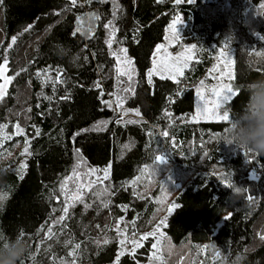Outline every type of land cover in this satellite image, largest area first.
<instances>
[{
    "label": "trees",
    "instance_id": "trees-1",
    "mask_svg": "<svg viewBox=\"0 0 264 264\" xmlns=\"http://www.w3.org/2000/svg\"><path fill=\"white\" fill-rule=\"evenodd\" d=\"M175 11L215 46L186 85L160 77L149 83L152 54ZM109 20L116 29L111 48L104 28ZM80 22L88 23L86 34L77 31ZM13 36L17 40L8 48ZM224 41L235 47L232 84L240 90L227 105L231 117L248 100L245 85L264 78V55H256L264 54V0H231L227 8L201 0H0V63L6 57L13 75L0 100V124H19L30 142L22 173L13 168L23 156L24 137L14 136L0 151V193L6 195L0 230L12 239L23 232L29 245L17 264H108L119 249L120 220L147 231L174 203L161 264H234L237 257L239 264H264V155L223 140L227 121L186 120L194 110L190 82L204 75ZM121 48L132 61L134 91H123L130 83L126 76L117 78L112 53L123 59ZM159 130L168 136L160 138ZM163 141L174 161H155ZM108 164V179L85 189L83 203L53 223L63 215L64 178L76 168L77 182L86 184L89 167ZM146 165L155 174L133 184ZM68 191L75 192L72 181ZM49 226L54 235L46 239ZM76 244L73 258L68 254ZM208 244V254H215L211 263L204 255ZM149 250L147 241L134 254H123L119 264L141 263Z\"/></svg>",
    "mask_w": 264,
    "mask_h": 264
},
{
    "label": "rangeland",
    "instance_id": "rangeland-1",
    "mask_svg": "<svg viewBox=\"0 0 264 264\" xmlns=\"http://www.w3.org/2000/svg\"><path fill=\"white\" fill-rule=\"evenodd\" d=\"M194 1L195 0H191V2H189V0H180V3H177V0H173V3L174 4H181L184 2L193 3ZM201 2H204V3L215 2V3L220 4L221 8H227L230 6L231 0H201ZM177 17L180 18L179 22L176 23L177 32H178V36H179L178 40L177 39H171V30L169 28V26L172 25L174 21H176ZM190 23L191 22H190L189 18L188 19L184 18L183 14L179 11H175L171 15V18L168 21V23L164 29L163 39L159 44H157V45H162L163 47L159 52H157V45H156L154 52L152 54V57H151V65H150L149 69L147 70L146 74L149 72L150 69L153 68V61L156 60L159 62L161 60V58L165 57V53H167L171 57H176L178 55L183 56V55H189L190 54V55H192L193 59L188 61V66L183 69L184 74L182 76H178L174 79H171L180 85H182V84L186 85L189 82V79L192 78L193 68L197 67L198 64L201 63L204 56L208 57L207 54L210 53L211 46H213V45L215 46L214 41H212V45L210 46L209 43L206 42L207 39L204 35L202 38H199V36L195 35L193 33V31L191 30V24ZM78 24H79V29L80 30L82 29L83 32L86 34L88 32V29H89L88 23L82 24L80 22ZM232 31H234V30L232 29ZM235 32L236 31H234V33ZM215 36L216 35H214L213 38ZM234 49H235V47H233V45L230 44V41H226V42L224 41V43H222L221 45H219V47H217L216 57L211 62V64L205 68L204 75H202L198 79L190 82V84L194 88V110L192 113L189 114V116L186 118V120L218 121V120L213 119V118H200V119L194 120L193 117L197 115V106L198 105H204L205 103H207V106L211 107V101L215 99V97L210 92V90L213 87H218L221 83H229L230 82L226 76L224 77L223 80H221L220 79V73H221V71H223L225 73L231 72L234 75V73H235V70H234ZM188 50H191V51H188ZM221 52H224L226 54L227 61H230V63L226 64L224 57H222L220 55ZM7 69L9 70V67H7ZM8 70H7L6 75L13 77L12 74H8ZM164 75L167 76L168 74L165 73ZM154 77H160L161 78V75L160 74H154L152 79ZM147 78H148V76H147ZM201 81L204 82L203 88L201 89V92L203 94V100L201 99V96L197 94V89L201 87ZM0 82H2V81H0ZM231 83H232V81H231ZM8 87H9V85H8ZM133 116L134 115H132V117ZM123 118H124V115L120 116V119H123ZM0 125H6V124H0ZM15 126H16V124L10 128L7 125V128H5L3 130L4 133H6L8 136L11 137V139L14 136H17L14 134L16 131ZM22 129H23V134H21V136L24 137V140L27 139L29 141V136L26 134L25 129L24 128H22ZM158 133H159L160 138L165 137L164 135H162V133H164V131L159 130ZM11 139H9V140H11ZM7 141L8 140H5L4 143ZM4 143L0 144V151L4 146ZM163 144L165 146L164 150L156 155V156H163V160L157 161V162L164 163V162L174 161L172 150L169 147H167V144L165 141H163ZM169 144H170V147L172 149H174L175 145L173 143V138H171L169 140ZM28 147H29V144H28ZM24 148H25V144L22 147V152H24ZM28 156H29V153H24L23 156L17 162V165L13 169L17 172L22 173L26 167V160H27ZM21 164L25 165L23 170H21V168H20ZM105 168L109 169V174H110V164H108L106 166H102V167H97V166L89 167L87 170V173L89 172L90 169H98L99 171H97V173L94 176H88L87 175L86 176L87 181L94 180L96 178V176L102 177L103 176V169H105ZM172 205H176V204L174 203ZM172 210H173V208H172ZM170 213L171 212H169V211L167 213H165V215H163L150 230L143 231V232H138L136 230V228L134 227L133 221H131L130 227H129L127 225V223H125L124 220H120L116 226V232H117L118 241H119V253L116 255L115 259L108 264H119V259L122 256V255H120L121 252H123L124 254L126 252L130 253V254H134L135 252L132 251V248H133V245L131 244L132 240L138 241L142 246L147 241H149V243H150V250H149V253L146 257V260L141 262V263H138V264H161L162 263V261H161L162 260V252H161L160 246L162 244V241L164 240V236H165L164 227L166 225L167 216ZM162 220L164 221L163 224H161ZM222 221H223V218H221L217 222V225H219ZM158 225H159V228H157ZM118 227L120 229L119 233L117 231ZM154 231L156 232L155 236H149V238L147 240H140V237L143 236L144 234L152 233ZM125 236L128 239L122 247L120 241L123 240L125 238ZM158 241H159L158 250L153 249L152 245L156 244ZM141 247H139V248H141ZM139 248H136L135 251H137V249H139ZM209 249H210V246L208 244L204 248V254H208ZM154 252H156V255L159 256L160 259H152ZM214 256H215V254H214ZM214 256L209 255V262H211L213 260ZM117 257H119V259H117Z\"/></svg>",
    "mask_w": 264,
    "mask_h": 264
},
{
    "label": "snow or ice",
    "instance_id": "snow-or-ice-1",
    "mask_svg": "<svg viewBox=\"0 0 264 264\" xmlns=\"http://www.w3.org/2000/svg\"><path fill=\"white\" fill-rule=\"evenodd\" d=\"M72 4L75 5L77 3V0H71ZM88 2H90V0H88ZM189 2H191V0H189ZM177 3H180V0H177ZM115 12H113V16H115ZM95 15V14H92ZM95 18L97 20H99V16H95ZM180 18L177 17L176 21L173 22L172 25L169 26L170 30H171V39H179L178 36V32H177V27H176V23L179 22ZM113 25V21L109 20L108 23H106L104 25L105 29H109V38L106 40V43L108 44L109 48H111L112 43H113V38L115 35V31L116 29L112 26ZM32 26L29 25L28 28L25 29V31H28ZM80 29H77V31H79ZM12 43H10L8 45V48H11L12 45L16 42L17 37L13 36L12 38ZM162 45H157V52H159L162 49ZM191 51V50H188ZM120 53L124 54V58L121 59L120 55H117L115 52L112 53V55L116 56V60H117V67H116V73H117V78L119 79V77L121 76H126L129 83V87L123 89V91L128 92V91H134V89L132 88V84L131 82L133 81V69H132V61L129 60L126 56L127 53V49H120ZM220 55L222 57H224L226 64L230 63V61H227V56L224 52H221ZM257 56L260 55H264L262 53L257 52L256 53ZM191 59H193L192 55H178L176 57H171L169 56L167 53H165V57L161 58V60L158 62L156 60L153 61V68L149 70V72L147 73L148 76V82L151 83L152 82V77L154 74H160L161 78H169V79H174L178 76H182L183 73V69L186 68L188 66V61H190ZM7 65H8V60L5 57L3 60V63H0V100H2L6 95H7V87L8 85L12 82L13 77L6 75L7 73ZM123 65V67L121 66ZM167 73L168 75L165 76L164 74ZM41 73H37V76H40ZM227 77V79L230 81L229 83H221L218 87H213L210 92L211 94L215 97L214 100L211 101V107L207 106V103H205L204 105H198L197 106V115L193 117V119H200V118H213L216 119L218 121H229L230 120V112L227 108V105L229 104L230 101H233L234 98H236L239 94V89L236 88L231 81L235 79V76L231 73V72H223L221 71L220 73V79L223 80L224 77ZM47 79H50V77H46ZM57 81H59V73L57 74ZM203 81H201V87L197 89V94L201 96V99L203 100V94L201 92V89L203 88ZM97 87H99V85H97ZM47 99H51L50 97H46ZM108 103V102H106ZM116 104H117V108H120L123 104V99L120 96L116 97ZM109 106H111L109 104ZM137 115H139V112L137 111L136 113ZM131 122V121H130ZM103 124H106L107 122H102ZM7 128V125H0V144H3L5 140H9L11 139L10 136H8L6 133H4V129ZM16 131H15V135H21L23 134V129L20 127L19 124H17L15 126ZM36 133L39 134V129H36ZM162 135L164 136H168L167 132L162 133ZM30 142L26 139L25 140V148H24V153H28L29 152V148H28V144ZM242 147V146H241ZM243 148V147H242ZM78 152V150H77ZM246 153H252V151L250 149H246ZM163 160V156H156L155 157V161H162ZM79 164H77L76 168H79ZM25 167L24 164H21L20 168L21 170H23V168ZM76 168L73 169V174L71 176H67L64 178V180L61 182L60 188H61V192L64 194L65 196V204L64 207L62 209L63 215L59 216V218L57 220H55L53 223H61L63 221L66 220V218L68 217V213H69V209L70 207H74L75 204L77 203H83L84 201V195H85V189L91 190V188L96 185L99 184L101 181H106L108 179L109 176V169L105 168L103 169V176H96V178L94 180H89L86 184L82 183V182H77L81 180L80 177V173L76 171ZM97 171H99L98 169H90L88 173H86V175L88 176H94ZM141 171V175L139 177H137L135 180L132 181L133 184L137 183L139 180H141L145 175H147L149 178L151 176H153L155 174L154 170H150L149 166H145L143 169L140 170ZM222 180L226 181L225 177H221ZM72 181L75 184V192L69 194L68 191V184L69 182ZM105 191H107V189H105ZM241 191L240 189H237V192ZM6 199V195L3 193H0V202L4 201ZM248 199L251 201L253 198L251 196L248 197ZM160 202H163V197H161ZM107 205H105L106 207ZM85 207H89V205H85ZM176 207V205H172L171 207H169L168 211L171 212L172 208ZM227 219V217H226ZM164 221H161V224H163ZM157 228H159V225L157 226ZM118 233L120 232L119 227L117 228ZM20 235H24L23 232L20 233ZM54 235L52 227L49 226L47 228V232L45 233V238L49 239ZM156 232H152V233H146L143 236L140 237V240H147L149 238V236H155ZM7 235L0 230V240H3ZM262 239H264V237H261ZM127 237L125 236V238L123 240L120 241L121 246L123 247V245L125 244V242L127 241ZM104 243H108L107 240L104 241ZM131 244L133 245L132 251L135 252L136 248L141 247L142 245L136 241V240H132ZM158 245H159V241L156 244H153L152 247L153 249L158 250ZM80 248L79 244H76L73 248V250L71 252H69V256L70 257H75L78 253L77 250ZM124 253L121 252L120 255H123ZM32 259L34 260L35 257L33 256ZM117 259H119V257H117ZM152 259H160L159 256L156 255V252L153 253V257ZM21 264H23V262H21ZM61 264H67V262L65 261H61ZM71 264H75V259L72 260Z\"/></svg>",
    "mask_w": 264,
    "mask_h": 264
},
{
    "label": "clouds",
    "instance_id": "clouds-1",
    "mask_svg": "<svg viewBox=\"0 0 264 264\" xmlns=\"http://www.w3.org/2000/svg\"><path fill=\"white\" fill-rule=\"evenodd\" d=\"M245 89L248 100L242 112H232L221 138L229 144L264 155V78L250 81ZM28 250L29 245L22 235L18 234L14 239L6 236L0 240V264H17ZM240 260L241 257H237L234 264H239Z\"/></svg>",
    "mask_w": 264,
    "mask_h": 264
},
{
    "label": "crops",
    "instance_id": "crops-1",
    "mask_svg": "<svg viewBox=\"0 0 264 264\" xmlns=\"http://www.w3.org/2000/svg\"><path fill=\"white\" fill-rule=\"evenodd\" d=\"M127 221H125V223H126ZM119 253V249H118V251H117V254ZM127 253V252H126ZM161 261H163V259L161 260Z\"/></svg>",
    "mask_w": 264,
    "mask_h": 264
},
{
    "label": "built area",
    "instance_id": "built-area-1",
    "mask_svg": "<svg viewBox=\"0 0 264 264\" xmlns=\"http://www.w3.org/2000/svg\"><path fill=\"white\" fill-rule=\"evenodd\" d=\"M255 177L257 178L258 177V175H255ZM205 255V254H204ZM211 263V262H210Z\"/></svg>",
    "mask_w": 264,
    "mask_h": 264
}]
</instances>
